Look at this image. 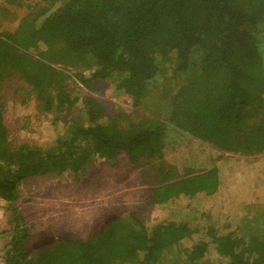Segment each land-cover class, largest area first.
<instances>
[{"label":"trees","instance_id":"trees-1","mask_svg":"<svg viewBox=\"0 0 264 264\" xmlns=\"http://www.w3.org/2000/svg\"><path fill=\"white\" fill-rule=\"evenodd\" d=\"M4 2L26 12L0 33V100L11 89L13 101L33 98L51 115L54 138L48 147L10 146L0 103V202L10 227L1 260L163 264L177 253L188 264H264L262 231L242 234L264 227V175L250 172L259 178L250 194L263 195L245 197L223 171L224 156L264 154V0ZM98 80L131 110L80 98L79 88ZM65 110L76 115L59 133ZM119 151L125 165L149 172L148 206L164 213L143 223L131 211L87 239H60L30 256L29 225L15 206L30 170L86 174L95 157L112 161Z\"/></svg>","mask_w":264,"mask_h":264},{"label":"rangeland","instance_id":"rangeland-1","mask_svg":"<svg viewBox=\"0 0 264 264\" xmlns=\"http://www.w3.org/2000/svg\"><path fill=\"white\" fill-rule=\"evenodd\" d=\"M4 1L0 0V33L6 30L12 31L26 12L5 5ZM55 67L61 68L60 65H55ZM74 72L75 68L66 69L68 76L75 81ZM87 74L88 71L84 70V77ZM14 81L11 82L12 85L16 83ZM16 85L23 86L20 81ZM12 90L7 93V98L3 97V100H0L3 123L7 128L8 144L11 146L24 143L30 146L48 147L53 143L54 138L53 132L48 131L47 128L48 118L51 115H46V118L45 114L39 112L33 98L28 99L26 96L27 102L25 103L19 100L13 101L11 99ZM111 93L108 81H95L90 90L79 88L80 98H93L103 104L107 110L114 105L125 112L131 110L129 98L124 95L113 97ZM24 94L26 92L22 91L21 96ZM14 97L19 98V95ZM75 115L73 110H65L58 121L57 131L60 133L63 124ZM124 157L126 156L123 151L117 152L114 156L115 160L112 161L95 157L86 174L73 175L66 172L58 176L46 172L33 175V170H30L31 175L25 177L19 184V195L15 201V206L23 216L24 222L29 225V238L32 241L28 238L25 242V249L30 256H34L41 249L51 247L55 241L60 239H87L93 232L100 230L110 221L122 218L131 211L137 212L138 218L143 223H149L164 213L157 207L150 209L148 206L152 180L147 176L149 172L143 173L144 167L141 166L125 165L122 161ZM224 157L229 160L223 169L225 177L228 178L229 189L235 190L238 187V193L247 197L254 189V183L264 175V154L252 157L229 154ZM193 168H199V165ZM257 168L258 171L255 170ZM252 171L258 173L259 178L254 179V176H250ZM31 183H33V189ZM244 186L247 187L242 190ZM258 187L264 192L261 185ZM250 195L261 196L263 194L256 192ZM263 198V201L258 203L262 207H264ZM239 202L241 201L235 203L239 204ZM2 208L0 202V240L5 238L10 240L8 235L9 214ZM233 210L228 209L227 211ZM247 227L243 229V235L256 232L254 230L258 229L262 231L258 235L264 236L262 225ZM166 259L163 264H188L182 261L177 253H173L170 257L167 256Z\"/></svg>","mask_w":264,"mask_h":264},{"label":"crops","instance_id":"crops-1","mask_svg":"<svg viewBox=\"0 0 264 264\" xmlns=\"http://www.w3.org/2000/svg\"><path fill=\"white\" fill-rule=\"evenodd\" d=\"M31 185V188L33 189V183H31ZM3 240H0V264H5V262H3L1 259L5 251L7 250L10 241L9 238H5ZM29 241H32V239L29 238Z\"/></svg>","mask_w":264,"mask_h":264}]
</instances>
